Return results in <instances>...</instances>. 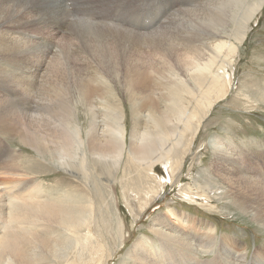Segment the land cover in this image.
Returning a JSON list of instances; mask_svg holds the SVG:
<instances>
[{"label":"bare ground","instance_id":"1","mask_svg":"<svg viewBox=\"0 0 264 264\" xmlns=\"http://www.w3.org/2000/svg\"><path fill=\"white\" fill-rule=\"evenodd\" d=\"M134 1L140 8L153 3L0 0V79L9 80L12 89L26 95L40 80H80L73 83L90 114L89 128L85 129L77 119L76 104L68 98L63 100L64 85L45 81L42 85L46 87V97L37 107L43 113L35 114L26 124V131L20 134L22 142L56 167L59 163L63 169L67 163L65 170L69 172L77 167L87 169V146L94 166L93 175L80 176L84 191L53 195L35 182L26 185L30 189L23 199L9 198L6 205L0 197V264H103L112 257L123 243L125 229L119 206L116 204L118 215L111 211V202L116 201V184H120L128 212L138 219L167 182L180 181L179 173L188 156L182 152L189 150L200 135L203 111L229 92L226 66L238 52L248 22L264 6V0H210L198 8L175 13L176 16L171 12L173 17L167 21L162 19L140 32L117 25L124 20L127 4ZM82 12L92 18L79 15ZM65 23L66 32L57 44L54 37L60 35L57 30ZM40 26L46 28L45 36L39 33ZM178 33H182L179 38ZM186 35L193 36V43ZM44 40L50 41L49 45L44 46ZM179 47L183 51L178 52ZM113 80L128 87L132 108L137 104L149 107L147 116L152 126L140 135L136 125L128 134L123 115L116 108L121 103L118 96L113 94L112 102L104 98L111 94ZM4 91L0 101L8 100L1 95ZM94 94L101 99L100 107L106 108L101 129L97 125L99 106ZM258 99L264 102V87ZM8 105L2 103L0 107ZM110 115L115 117L111 124ZM3 117L0 115V123H10ZM228 141L223 136L211 138L213 153L206 172L197 174L192 186L181 188L182 195L207 202L224 199L264 226V161L258 155H264L259 152L262 144L256 142L254 150L244 143L247 140L241 144ZM252 157H257L256 166ZM79 159L81 163L77 164ZM16 160L20 166L9 167L15 170L9 173L21 176L25 174L19 168L22 159L18 156ZM127 164L134 167V188L123 183L129 182L130 173L115 178L118 171L124 173ZM158 164L165 167L166 179L154 173ZM105 165L111 180L103 179ZM36 172H42L39 166ZM97 180L107 183L102 184L105 193L100 189L93 193L91 184ZM148 228L156 236V243L152 245L141 236L136 238L118 264H264V242L249 252L236 236L219 235L216 225L208 219L176 207L154 216ZM97 230L110 237L111 245ZM204 253L212 256L200 257Z\"/></svg>","mask_w":264,"mask_h":264},{"label":"rangeland","instance_id":"2","mask_svg":"<svg viewBox=\"0 0 264 264\" xmlns=\"http://www.w3.org/2000/svg\"><path fill=\"white\" fill-rule=\"evenodd\" d=\"M148 1H150V3H152L151 1H153V3L151 5H147L146 7L144 6L143 8H140L139 4L136 1L127 4V11L124 20L117 25H122L121 27L124 26L127 29L132 28L131 30L133 31L145 32L151 29V27L158 24L162 19H164V22L167 21V19L171 18L172 14L173 16H176V14L178 15L182 11H188L189 9L198 8L201 5L207 4L205 2H208L210 0H146L147 3L145 1L144 2L146 4H150L148 3ZM163 1H167L168 8H165L161 17L159 16L151 27L142 29L139 28L136 23H134L141 15L142 11L147 10L146 8H152L154 4L161 6ZM249 1H247V4L249 3ZM178 9L186 10L178 11ZM171 12L172 14H169ZM82 13H80L79 15L85 16L86 18H92L89 13ZM225 16L229 18L227 12H225ZM67 17V19L72 18L71 16ZM64 25L60 29L57 28L59 29L57 31H59L60 33V35L54 37V41L57 44L60 37H62V35H64L66 32L64 30L67 23H65ZM44 28L43 26H40L39 28V33H42L41 36H45L46 34V32H43V30L46 31V28ZM158 28L159 27H157L156 29ZM177 28L179 30H183V26L180 24H177ZM180 36H182V33H178V38ZM186 37L191 41V43H193V36L186 35ZM230 41L233 42V39L231 38ZM45 42L46 41L44 40V43L42 42V44L44 46H47L50 41L48 43L46 42V44ZM177 51L181 52L183 51V48L179 47ZM231 60L232 63L226 66V77H228L229 79V92L224 96L219 97L209 109H205V111H203L204 116L202 125H199L198 127V130L201 129L200 135L196 138L195 144L192 145L189 150H185L184 152H182V155L185 153L188 156H186L184 160L186 162L184 170L181 172L182 174L179 173L180 178L182 177V179L179 178L181 182H174L173 184L167 182L163 187V190H161L162 192L155 195L153 201L145 208L138 219H133L128 212V209L122 199L121 188L119 186L120 184H116V201L111 202V211L115 213V215H118L116 204L120 208V214L124 217L125 221V229L122 233L124 240L123 243L113 251V256L107 258L103 264H118L119 260L127 251L128 247L133 243V241H135L136 238L140 236L145 241L154 245L156 243V236L153 235L148 228L149 222L154 216L160 213H165L174 207H176L179 211H183L185 213L187 212L189 214L208 219L210 222L216 225L217 234L220 235L222 233H225L236 236L239 240L242 241V243H244L248 247L249 252L253 250L255 245L258 246L264 242V226L258 225L255 221L248 218V216L245 215L244 212L237 210L229 202H226L224 199L218 200L217 198H212L211 201L209 200L207 202L206 200L199 197L188 198L186 196H183L181 192V188L189 185L192 186V180L197 176V174H203L206 172V168L209 165L213 153V147L210 145V140L213 136H223L227 141L229 140L228 142H231L233 140V144L234 142L241 144V142L247 140L244 143H246L252 149H254L253 145L256 142H261L260 144L262 145H260L259 147V152H264V102L263 100L258 99L264 87V6L248 22L247 34L243 39L242 44L240 43L238 52L231 57ZM163 79L166 80V77H162V80ZM65 80L67 79L50 78L40 80L38 83L36 82L37 84H35L33 92L30 94L27 93L26 95V93L21 94L12 89L9 80H5V82L4 79H0V93H3V91L5 90V94L1 95L5 98H8V100L0 102L10 104L6 107H0V115L4 116L3 118L6 121L10 120V123H5V125L0 123V197L3 198L6 205L8 204L7 200L20 198L23 199L24 197H26L30 189V186L28 188L26 186L28 185V183L38 182L37 184H41L40 186L42 190L44 188L46 192L53 195H55L56 193L57 195L60 193V191L61 193L71 191L75 192L80 190L84 191L85 186L83 184V181L80 179V176L85 173H89L92 175L94 174V166L90 160L91 153L89 152L87 146L86 148L84 147L86 157L88 158L87 169L77 167L71 169V172H69V170H65V166L67 163L65 164V166H63V169L59 168V163H57L58 167H56L54 165L55 163L52 164L46 159L44 160L40 155H37V153H35V149L33 151V147L25 145L20 138L21 131H26V124L32 121V117L35 114L39 115L43 113L42 111L37 110V107L41 102L44 101L45 98L43 96L45 95L46 97V87L44 88L42 85V83H44L45 81L61 82V84L64 85L63 100L66 101V99L68 98L67 100L71 101V103L73 104H76L77 119L80 121V123L83 124V128H89L88 121L90 120V114L85 107L86 101L83 98L80 90L77 89V86L73 83L80 80L69 79V82H65ZM110 85L112 86V88L110 89L111 94H107L104 98H107L109 102H112V96L113 94H115L121 100V103L118 104L116 108L123 115L128 134L130 132V129L134 125L137 126V132L139 133V135L148 127H151V120L147 116L149 107L145 106L141 108V106L137 104L136 107L132 108V98L127 92L129 91L128 87L125 84L122 85V82L116 80L110 82ZM3 86L7 88L3 89ZM153 87L154 83L152 82L151 88ZM8 90L10 94H7ZM258 90H260V92H258ZM157 91L159 90L153 89V92ZM0 99L2 100L3 98L0 97ZM100 102L101 99H99V97L97 99L95 98V104L99 106V109L96 113V115H100H97V119L99 118L97 120L99 129L103 127V114L106 113V108H101ZM2 103H0V106L2 105ZM208 110L209 112L206 113ZM109 120L111 124L113 121H115V117L113 115H110ZM14 149L16 151H14ZM258 155L261 162H263L264 155L262 153H258ZM18 156L20 157V159H22L23 164L22 167L19 168L25 170L24 172H22L25 174H22L21 176H18L14 173H9V171L13 172L15 170L8 169L9 167L15 168V166L19 165L17 164L16 160ZM201 158L202 160L199 161ZM65 159L67 160V158ZM255 159H257V157H252L251 159L253 160L252 162L254 166H256L255 163L257 161ZM23 160H25L27 163ZM75 162L78 164L81 163V160L79 159ZM38 166L42 170L41 173L36 172ZM191 166H193L192 169ZM133 170L134 167L131 164H127L126 166H124V173L122 174L121 170L118 171L115 178H121L122 175L130 173V175L128 176L129 182L123 183L127 184L130 188H134L136 186L135 182L137 178L134 173L131 175V172H133ZM102 171L103 179L108 178L109 180H111L109 176L110 171L108 170V167L106 165L102 166ZM154 173L160 179H162V177L163 179L167 178V171L162 164L156 165ZM103 183L106 182L104 180H97L96 183L91 184L93 193H96L98 189L105 193V187L102 185ZM74 192H71L69 194H72ZM129 193L133 194L131 190L129 191ZM95 200H97V198ZM6 211L7 209H3V212ZM94 228H96V226ZM94 231H96V229ZM97 232L103 238L107 237L106 242L111 245L110 237L107 236V234L103 230H97ZM206 255L212 256V254L204 253L201 254L200 257H207Z\"/></svg>","mask_w":264,"mask_h":264}]
</instances>
